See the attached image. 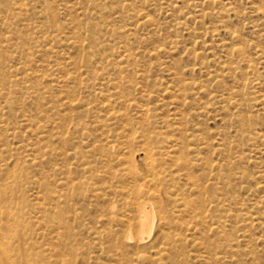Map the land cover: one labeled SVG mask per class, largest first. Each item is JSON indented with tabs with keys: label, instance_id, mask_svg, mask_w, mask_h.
<instances>
[{
	"label": "rangeland",
	"instance_id": "1",
	"mask_svg": "<svg viewBox=\"0 0 264 264\" xmlns=\"http://www.w3.org/2000/svg\"><path fill=\"white\" fill-rule=\"evenodd\" d=\"M77 1L0 0V16L7 18L0 22V46L2 47L0 58L5 56L7 63L4 68L0 66V81H2L7 93L6 97H0V185L12 186V188L7 187L9 191H15L9 196V199L15 204L20 203L21 206V210L18 212L21 224L18 228L22 237L16 244L20 249L26 251L27 254H31L34 257H43L44 264H132L131 260L136 257L135 254L145 252L146 248H137L130 244H124L130 231L129 223L126 222V225L123 226L114 221L112 203L122 199L123 196L118 194L119 190L123 189L126 191V187L130 188L137 184L131 178L132 175L127 170H124V168L128 167L126 160L127 162L134 161L135 163L133 162V164L136 168H138V165H140L139 168H142L146 158L141 146L142 143H132L131 132L128 130L125 131L126 136L123 137L124 129L137 130L132 136L141 134L142 130L144 133L149 132L152 134L154 132H163L168 139L165 145L169 147L174 143L173 140L178 137L176 128H180L187 134L195 131V134L200 136L198 141L205 143L202 146L210 144V150L202 154L204 160L196 161L193 152L195 147L194 140L189 138L187 142L190 152L189 157L192 163L195 164L190 171L193 175L192 179L184 176L183 172L179 171L178 174H181V178L177 177L174 181L162 182L160 185L161 189L164 185V187L167 186L169 191L177 195L174 196L177 200L184 201L183 203L189 202L190 204L188 205L191 208V211L179 214L181 221H176L172 228L166 229L167 233H172L171 235L181 233L187 237V240L176 244L172 248L169 256L186 257L189 264H205L196 261L193 257L195 255L212 257L216 252H222L225 253L223 262L216 263L215 260H212L210 264H232V261L233 264H253V262H255L254 264H264V229L256 228L253 231V240L250 243L249 239L243 237L244 230L241 227L244 223L242 219L245 218L246 212L249 211L248 216L252 213L255 214V210L252 208L253 204L260 201L264 202V175L263 177H257L259 173L264 174V141H261L257 136V134L264 135V104L258 102V107L249 106L244 108V111L243 109L242 111L241 109L237 111L233 109L232 111V107L229 108L227 105H224L223 109V104H210V97L214 92L209 84L206 83L207 77L204 70L200 69L199 65H193L194 55H190L189 51L202 52L204 56L207 55L208 59H211L212 52L220 54L216 47L217 36L201 38L207 42L209 41V43L202 44L200 43V38H198V32L192 34L185 30L177 33L173 28H168L172 13L168 9H162L157 5L151 6L164 0H98L103 5L102 10L88 9L85 16H78V11L67 10L66 5ZM171 1L177 7H181L187 0ZM221 1L223 3L232 2L238 8L240 14H243L242 17L241 15H231L228 19L230 28L238 31L242 38V43H239V45L245 48L252 55L251 57H255L253 55L258 50L264 51V11L253 12L254 8L258 6L264 8V0ZM144 2H146L145 5L143 4ZM128 3H131L132 8L135 10L126 9L125 5ZM23 4L27 6L28 11L20 15L18 7ZM112 7L118 10L123 8L124 12L112 15L110 13ZM47 9H49V13L52 16L40 12ZM147 13L157 23L162 25V29L156 34L152 32L153 27L136 28L134 25H130L136 21L140 22L138 20ZM94 15L100 17L96 22L99 23L103 30L101 32V40H104V36L111 35L112 42H110V45L112 49L95 52L90 56L91 63L87 68L71 64L67 65L64 70L52 71L55 68L49 70L40 66L45 64L46 61H52L53 64L57 62L60 64L68 63L69 60L66 59L68 57L74 58L81 63L80 61L86 52L65 47L64 45L68 42L64 41L66 36H68L70 41L75 40L73 32L76 30L77 24ZM103 19L105 22H111V25H104ZM206 19L205 21L208 23L211 21L209 18ZM214 21H218L217 16ZM188 24H190V21H188ZM57 26H60L62 31L65 32L61 42L58 43H56L54 38V29ZM129 29L130 31H128ZM107 30L111 31L105 34ZM145 35H150L152 40L144 42L141 38ZM218 36L224 38L222 32ZM79 38L82 41L85 40L84 35ZM170 39L179 40L175 51L167 48L166 52H161L158 55L152 54L149 56L145 54L137 57V60L132 62L131 68L129 67L124 72L108 65L109 61L114 60L115 62L118 60L117 51L124 49L121 46L142 47L149 52L154 46ZM41 43L43 46H41ZM49 43L60 46L57 48L58 54L51 52L48 48ZM210 47L211 49H209ZM10 56L17 57L19 59L18 62H25L26 73L39 70L43 74H52V77L59 81H53L52 83L46 81L45 84H43V80L29 81L26 78V73H22L19 74L17 82H11L14 77L11 76L12 68L10 66L16 65V62L10 61ZM262 66V64H259L258 69L254 73L244 67L241 72H237V80L252 78L254 75L261 74L264 83ZM191 68H194L192 72ZM102 72L107 73L113 84L116 83L117 79L124 78L126 80H135L144 85V93H150L154 96L144 102L152 109L151 114L156 115L152 124H148L144 117L140 118V113L133 110L128 111L129 124L124 121H117V119L109 120L108 114L102 111L108 102L103 99V96L95 94L96 89L87 93L82 90L83 85L78 86L65 82L69 76L82 75L84 78H93L99 77ZM175 72L179 74L180 80L186 83L203 84L207 88H203L195 96L192 95L193 92L196 93L195 90L179 91V85L184 83H179V79L174 78L172 73ZM141 74L144 77L146 76L145 80L140 77ZM27 85H33L40 89L42 86L45 88L35 94L33 90H26ZM231 85L234 84L228 81L227 86ZM48 90L51 93H44V91ZM132 92L137 93L139 91ZM261 93L264 94V84L261 88ZM253 96L256 95L253 94ZM66 97L71 99L76 97V99L72 100L74 106H87L79 109L59 106L62 103L60 99L68 101ZM86 107L97 108L96 113H101L102 117L97 119L91 114L87 115L84 111ZM58 109H60V113H58ZM114 110L123 112V109L118 107ZM64 112L68 113L69 116L64 117ZM124 112L126 113V110ZM233 114L234 117L231 120L230 116H233ZM239 114H243L248 118L236 123L233 120ZM38 121L44 123L56 122L60 126L57 128L56 126L46 127L41 130L36 124ZM105 125H108V127ZM147 125H150V127L147 128ZM1 127H3V130H1ZM109 128L114 130L108 132ZM105 131L107 133L102 135ZM114 134L118 135L113 138ZM249 135L254 139L249 140ZM103 136L104 138H102ZM106 138H109V140ZM219 138L225 139L223 141L225 146H217ZM106 140L109 143L116 144L117 147L109 150ZM126 141H129L130 144L125 143ZM118 142L120 143L119 145H117ZM149 145L153 146L154 143L149 142ZM138 147L141 149L139 148V150ZM118 148H121L120 151L124 148L125 153L122 151L121 154L127 158L124 157L125 159H122L121 155H117L120 154ZM51 150L54 151L52 152ZM115 150L118 152L114 154L113 151ZM129 150L132 152L130 153ZM108 151H110V154ZM42 153H45L44 156L36 158V164H33L31 158L34 159L36 156L42 155ZM130 154L131 156H129ZM163 157L161 156L159 157L161 159H158L161 162H165L166 166L177 169L174 163L170 161L169 155L165 154ZM88 159L92 163L90 167L92 173L91 171L89 173L82 170L84 167L82 162L84 163ZM210 159L213 161L211 165ZM142 160L144 163L141 162ZM123 161H125L126 165ZM97 165L99 166L98 168ZM215 165L216 167L214 168ZM111 166L114 167L112 168ZM102 167L105 169L104 171ZM79 168H81V173ZM101 172H103L102 176L100 175ZM91 176L95 179L93 178L94 180H92ZM65 179L69 180L66 181ZM181 180L184 182H181ZM138 184H140L139 181ZM198 185L201 188L200 194L198 193L199 189L196 187ZM218 185H221V187ZM97 192L101 196L95 199L94 194ZM249 193L251 196L248 195ZM225 194L228 196L225 197ZM183 197L184 200L182 199ZM208 199H215L216 203L223 201L225 203L224 208L231 209V214L235 215V217L224 218L226 221L225 227L215 230L214 226L210 225L209 216L211 212L208 211L210 205V200ZM260 207L263 209L264 203H260ZM194 209H196L197 214H195L196 211ZM128 212L127 208L119 207L118 213L120 214H118V217L127 219L125 215ZM198 214L200 215L194 216ZM225 215L226 213L218 210L213 212L212 222ZM250 217L254 218V215ZM202 219L207 222L201 223ZM195 221H198L199 224L195 223ZM6 222L7 219L2 220V224ZM187 226L194 229L188 231L186 230ZM116 227L119 230L118 228L115 229ZM228 238L229 241H227ZM74 244H76V247ZM261 250L262 252H260ZM122 252L126 259L118 258L122 257L119 255ZM164 264H169L168 260Z\"/></svg>",
	"mask_w": 264,
	"mask_h": 264
},
{
	"label": "bare ground",
	"instance_id": "2",
	"mask_svg": "<svg viewBox=\"0 0 264 264\" xmlns=\"http://www.w3.org/2000/svg\"><path fill=\"white\" fill-rule=\"evenodd\" d=\"M8 1H10V0H8ZM260 3H262V2H260ZM143 4L145 5L146 2H144ZM254 4H252V6H254ZM156 5L162 9L163 8L168 9L172 13L170 16L171 20L168 22V28L169 27L173 28L174 31H176L177 33H179V31L181 32V31H185V30L189 33H192V34H195L198 32L197 33V34H199L198 38H200V43H202V44L209 43V41L207 42L205 40H202V39H205L207 36L212 37V38L217 36L216 38L218 39V42L216 43V47H217V50L220 54H218L217 52H212L211 53V56H212L211 59H208L207 55L204 56L202 52L196 53L194 50L189 51L190 55H194V59H193L194 64L193 65L194 66L199 65L200 69L204 70L205 76L207 77L206 83L209 84L210 88L214 92L212 94V96L210 97V100H211L210 104H212V105L214 103L215 104H223V107H222L223 109H224V105H227L229 108L232 107V111H233V109H236V111L239 109H241V111H242V109H243V111H244V108H248L249 106L258 107V105H257L258 102H261L260 104H264V94L261 93V88H262L264 83H263L261 74L254 75L252 78H243V79L237 80V76H236L238 74L237 72H241L244 67L250 69L254 73L258 69V65L262 64L263 65L262 68L264 70V62H263L264 51L258 50V52L255 53L256 55L255 54L253 55L255 57H251L252 55H250L245 48H243L239 45V43L240 44L242 43V38H241L238 31L230 28L231 26H230V22L228 19L231 15L239 16L241 14H240L238 8L236 6H234L232 2L227 1L226 3H223L221 0H187L183 4V6L177 7V5H175L173 1L164 0L162 2H159L158 4H153L151 6H156ZM24 6H26V5L23 4L22 6L18 7V12L20 15L23 13L25 14L28 11L27 6L26 7H24ZM102 7H103V5L98 0H78L77 2H74L73 4L66 5L67 10L78 11L77 12V14H79L78 16H80V15L85 16L86 10H88V9L102 10ZM147 7H149V5H147ZM125 8L126 9L131 8L132 10H135L132 8L131 3L126 4ZM123 10H124L123 8H121V10H118L117 8L112 7L110 10V13L112 15H118V14H122L124 12ZM259 11H264V8L262 6H258L256 8H254V10H253V12H259ZM40 12L42 14H48V16H52L51 13H49V9L42 10ZM242 15H241V17H242ZM216 16H217L218 21L215 22L214 18ZM243 17H245V16H243ZM206 18H209V20H211V21L209 23L206 22L205 21ZM212 18H213V20H212ZM6 19L7 18L0 16V22L4 21ZM98 19H100V17L97 15H94V16H91V18L85 20L84 22H79L76 26V30H74V32H73V36H75L74 37L75 40L70 41L68 36H66V38H65L64 42H68L67 44L64 45L65 47H69V48H73L76 50L86 52V54L83 56V59L80 61L81 63H79L74 58L68 57V58H66L69 60L68 63L64 62L63 64H60L59 62H57V63L53 64L52 61H50V62L46 61L45 64H42L40 66L42 68H46V69L48 68L49 70H52L53 68H55L52 71L64 70L67 65H71V64L74 66L79 65L80 67H86L87 68V67H89V65L91 63L90 56H92L95 52L106 51V50L112 49V47L110 45V42H112L111 35L104 36V40H101V32L103 30L99 26V23L96 22V20H98ZM138 21H140V22L136 21L134 23H131L130 25H134L136 28L153 27L152 32L154 34H156L158 31H160L162 29V25L160 23H157L148 13L143 15ZM188 21H190V24H188ZM103 23H104V25L106 24L107 26L111 25V22H105L104 19H103ZM53 27H54V25H53ZM246 28H248V27H246ZM110 31L111 30H107L105 34H108V32H110ZM128 31H130V29ZM220 31L223 33L224 38L222 36H221L222 38L220 36H218V35H221ZM54 32H55L54 38H55L56 43L61 42L62 36L65 34V32L62 31L60 26H57V28L54 29ZM83 35L85 36L84 41L80 40V38H79L80 36H83ZM225 35H227V37H225ZM141 39L144 42H147V41L152 40V37L150 35H145ZM245 39H247V38H245ZM211 41H213V39H211ZM178 42H179L178 39H170L167 42H164V43H161L160 45L154 46L149 52L144 50L142 47L132 48V47L121 46L124 49L122 51H117L118 60L115 62H114V60L109 61L108 65L113 66L114 68H117L118 71L124 72L130 66H132V64H133L132 62L136 61L137 57L143 56L145 54H147L149 56H151L152 54L158 55L161 52H166L167 48H169L172 51H175L178 47ZM197 42H199V41H197ZM195 43H196V41H195ZM48 45H49L48 48L51 50V52H54L55 54L59 53L57 48H59L60 46L53 45L50 43ZM41 46H43L42 43H41ZM209 49H211V47ZM1 50H2V47L0 46V51ZM205 50H208V49H205ZM18 60L19 59L17 57L10 56V61L16 62V65L10 66V68H12L11 69V76L14 77V80L11 81L13 83L17 82L19 74L26 73V71H27L25 62H18ZM6 64L7 63H6L5 56H1L0 66L4 68V66ZM178 69H179V67H178ZM193 70H194V68H191V72ZM196 70H198V69H196ZM172 74H173L174 78H176L177 80L179 79V76H178L179 74L177 72L172 73ZM124 76H125V74H124ZM140 77L143 78L144 80L146 78V76L144 77V75H142V74L140 75ZM26 78L29 81L30 80H35V81H42L43 80L44 81L43 84H45L46 81L51 82V83L53 81H59L57 79H54L52 77V74H43V73H40L39 70L26 73ZM127 79H128V77H127ZM114 80H116V79H114ZM228 81H231L234 85L227 86ZM65 82L66 83L70 82V83L78 85V86L83 85V88L82 87L81 88L84 92H87V93L88 92L90 93L92 90L96 89L95 94L103 96V99H105L108 102V104L105 107H103L102 111L106 112L108 114L109 120H116L117 119V121H124L125 123L129 124L130 122L128 119V111H131V110L137 111V113H140L141 114V116L139 115L140 118L144 117V120L147 121L148 124H152V121H154L156 118L155 114H153V113L151 114L152 109L148 106L147 103H144L146 100H150L154 96H152L150 93H144V89H143L144 85H142L139 82H136L135 80L132 81L129 79L126 80L124 78H120V79H117L116 83L113 84L112 79L109 78L107 73L102 72V74L99 77L96 76L93 78H88V77L84 78L82 75H80V76H69L68 79L65 80ZM179 83H184V84L179 85V88H178L179 91H184V90H188V89L195 90L196 93L193 92L192 93L193 96H195L200 90H202L203 88L206 87V85H203V84H195L192 82L186 83L180 79H179ZM42 88H45V87L42 86ZM41 89L38 87H35L33 85H27L26 86V90H33V93H35V94H38V92H40ZM111 89L116 90V91H112ZM49 90L44 91V93H51V92H49ZM132 91H139V92L136 93V92H132ZM253 94L256 96H253ZM6 96H7V93L5 91V88L3 87L2 81H0V97H6ZM73 99H76V97ZM73 99H71L69 97H66V100H68V101H63L65 99H60V100H62V103L59 106H65V107L69 106V108L75 107L77 109H79L80 107L87 106V105H84V106L83 105H78V106L75 105L74 106V104L72 102ZM117 107L119 109H123V112H121L120 110H114ZM96 109L97 108H95V107H86V109L84 111L87 115L91 114L93 117L99 119L102 117V115H101V113H96ZM124 110H126L127 114L124 112ZM58 113H60V109H58ZM243 114L237 115L233 121L236 123L237 122L239 123V122L246 120L248 117H245ZM63 116L67 117V116H69V114L65 113ZM230 117L232 120V118L234 117V114H233V116H230ZM125 118L127 119V121ZM97 121L99 122V120H97ZM226 122H227V119H226ZM64 123H66V122H64ZM36 124H37V126H39L41 128V130L45 129L46 127L48 128V127H55L56 126V128H57L60 126L56 122L44 123L42 121H38V122H36ZM105 126L108 127V125H105ZM140 127H142V126L140 125ZM149 127H150V125H147V128H149ZM139 129H141V128H139ZM1 130H3V127H1ZM113 130L114 129L109 128L107 131L111 132ZM126 130L131 132L130 137L132 138V141H131L132 143H135V142L136 143H142L141 146L143 147V150L145 152V158H146V160H144L145 163L143 160L141 161L144 163L142 168H139L140 165H138V168H136L133 164L134 161L133 162L132 161L127 162V160H126L128 167L124 168V170H127L132 175L131 178H133L134 179L133 181H135L137 184L133 185L130 188L126 187V191H124L123 189L119 190L118 191L119 196H123L122 199L120 200L121 202L116 201V202L112 203V209L114 210V213H113V215H114L113 217L115 219L114 221H117L119 224H122L123 226L126 225L125 224L126 222L129 223L128 227H129L130 231L128 233V236L126 237L127 241L124 244H130V245H133L137 248H146L145 252L136 253L135 254L136 257L132 258L131 262H132V264H164V262L166 260H168L169 264H189V261L186 257H170L169 256V253L171 252L172 248L175 247L176 244L182 243L183 241L187 240L186 235L181 234V233L171 235L172 233L171 234L167 233L166 229L172 228L173 224L176 221H181V217L179 214L191 211L190 210L191 208L188 205L190 203L189 202L183 203L184 201L177 200V198L174 197L177 195H175L174 193L169 191L167 186L164 187L165 186L164 185L161 189L160 185L162 182L174 181L175 179H177V177L181 178V176H180L181 174H178L179 171H182L184 176L192 179L193 175L190 171L195 166V164L192 163V160L189 157L190 152L188 150V143H187L189 138L194 140L195 147L193 149V152L195 154V160L196 161L204 160V158L202 157V154L210 150V144H206V145L202 146V144H205V143H201L198 141L200 136H197V134H195V131H193L190 134H187V133H185V131L183 129H180V128H176L178 137L175 140H173L174 143H172L169 147L165 145V142H167L168 139H167V136L163 132H154L152 134L149 132L144 133L142 130L141 134H137L136 136H132V134L137 132V130L132 131L131 129L125 128L124 133H123L124 134L123 137L126 136V133H125ZM258 130H260V129H258ZM107 131L103 132L102 135H105L107 133ZM55 132H56V130H55ZM85 134H87V133H85ZM116 135H118V134H114L112 137L114 138ZM257 136L259 139H261V141H264V135L257 134ZM86 138H88V137L86 136ZM102 138H104V136ZM102 138H101V140H103ZM143 138H145V139L143 140ZM13 139H15V138L13 137ZM106 139L109 140V138H106ZM248 139L251 140L254 138H252L250 136ZM224 140L225 139L219 138V142L217 143V146L221 147L222 145H224V143H223ZM123 142H124V140H123ZM149 142H153L154 145L150 146ZM125 143L130 144L129 141H126ZM119 144L120 143L118 142L117 145H119ZM106 145H107L109 150L117 147L116 144L109 143V142ZM53 146H52V148H53ZM123 146H125V145H123ZM139 148L140 147H138V149ZM53 149H55V148H53ZM120 149L118 148L119 151H120ZM123 149H122V151H124V153H125V150H123ZM29 150H32V149H29ZM51 151L53 152L54 150H51ZM122 151H120V154H117V155H121V157H123L122 159L127 158V157L123 156V154H121ZM113 152L115 154L118 151L115 150ZM126 152H128V151H126ZM131 152L132 151H130V153ZM108 153L110 154V151H108ZM44 154L42 153V155L36 156L34 159L31 158V162L33 164H36V158L44 156ZM55 154H56V152H55ZM165 154L170 156V161H172L174 163V165L177 167V169H173L170 166H166L165 162H161L159 160V159H161L159 157H161V156L163 157V155H165ZM62 155H63V153H62ZM126 155H128V154H126ZM228 155H227V157H228ZM129 156H131V154ZM133 156H134V154H133ZM112 158H114V157L112 156ZM60 162H62V161H60ZM123 162L125 163V161H123ZM212 162H213L212 159H210V165L212 164ZM126 163H125V165H126ZM82 164L84 166L82 169V170H84V172L90 173V171H91V173H92V170H90L92 163L89 161V159L87 161H85L84 163L82 162ZM82 164H80V165H82ZM103 164H105V163L103 162ZM94 165H95V163H94ZM98 165H99V162H98ZM98 165H97V168L99 167ZM141 165H142V163H141ZM105 166H103V167L106 168L107 166L106 167ZM118 166H119V164H118ZM237 166H239V165H237ZM212 167H213V165H212ZM215 167H216V165L214 166V168ZM81 168H79V170ZM104 168H103V171L105 170ZM112 168H111V170H112ZM10 171H11V169H10ZM7 173H9V172H7ZM80 173H81V170H80ZM102 174H103V172H101L100 175L102 176ZM263 175H264L263 173H259V175L257 177H263ZM80 177H81V175H80ZM91 178H92V176H91ZM93 178H92V180L95 179V178L94 179ZM101 178H104V177H101ZM214 178H215V176H214ZM65 180L68 181L69 179H65ZM96 181H97V179H96ZM138 181L140 182V184H138ZM181 182H184V181L181 180ZM198 186H196V187L199 189L198 193L200 194L201 188H200V185H198ZM218 186L221 187V185H218ZM7 187L12 188V186H10V185H8V186L7 185H5V186L0 185V205H1V208H0V211H1L0 212V264H44L43 263V261H44L43 257H34L31 254H27L26 251L20 249V247L16 244L17 242L20 241V239L22 237L21 231L18 228L21 224L20 220H19V216H18V212H19V210H21V206H20V203L15 204L14 202H12L9 199V196H11L13 194V192H15V191L13 190L11 192L7 189ZM120 187H122V186H120ZM116 188H118V187H116ZM122 188H124V187H122ZM217 190H219V189H217ZM172 191H174V190H172ZM48 193H49V191H48ZM124 195H125V197H124ZM248 195H250V193ZM94 196L96 199V197L99 198V196H101V195H100V193L97 192L94 194ZM195 196H197V195H195ZM224 196L226 197L228 195L225 194ZM260 196H261V194H260ZM126 197H128V198H126ZM220 197H221V195H220ZM197 198H198V196H197ZM228 198H230V197H228ZM251 198H253V197H251ZM182 199L184 200V197ZM208 200H210V199H208ZM252 200H254V199H252ZM202 201H201V203H202ZM229 201H230V199H229ZM225 202H226V199H225ZM237 202H239V201H237ZM260 203H264V202L263 201L255 202L253 204V207H252L255 210L254 211L255 214L252 213L251 215H254V218L256 220L255 223H254V218L250 217L251 215H249V216L247 215L249 213V211L246 212L245 218L242 219V221L244 222L241 226L242 230H244L243 237L245 239H249L250 243L253 240L252 239L253 231H255L256 228L257 229L258 228L264 229V221H262V220H264V208L261 209ZM194 204H196V203H194ZM224 204L225 203H223V201L216 203L215 199L210 200V205H209L208 211L211 212V215L209 216L211 221L210 222L208 221V222L210 223V225L214 226L213 228L215 230H217L220 227H225L226 221L224 218L235 217V215L231 214V212H230L231 209L224 208ZM119 207L120 208L121 207L127 208V210L129 211L125 215L127 219H121L120 217H118V214H120V213H118ZM193 208H196V207H193ZM200 208H202V206H200ZM194 210L196 211V209H194ZM197 210H198V208H197ZM217 210L226 213V215L223 217H220V218L216 219V221L212 222L213 221L212 213L216 212ZM203 213H205V212H203ZM195 214H197V211ZM199 215L200 214L194 215V216L197 217ZM209 217H208V219H209ZM192 218H195V217H192ZM5 219H7V222L5 224H2V220H5ZM184 219H186V218H184ZM203 222H207V221L202 219L201 223H203ZM195 223L199 224L198 221H195ZM188 224H190V223H188ZM117 228L118 227H116L115 229H117ZM193 229L194 228L189 227V226L186 227V230H188V231H192ZM118 230H119V228H118ZM135 231H137V232L133 233ZM232 234H233V232H232ZM227 241H229V238L227 239ZM235 241L237 242V240H235ZM74 245L76 247V244H74ZM231 245H232V243H231ZM28 247H29V245H28ZM69 247H71V246H69ZM101 248H103V247H101ZM260 252H262V250ZM37 254H39V253H37ZM221 254H223V255H221ZM224 254L225 253H222V252H218V253L216 252L215 254H213L212 257H206L203 255H195V256L193 255L194 256L193 258L196 261L201 262V263H205V264H210V262L212 260L213 261L215 260V262L218 263V262H223V260L225 258ZM119 255L122 257H118V258H125L126 259V257H124L125 255L123 252L120 253ZM152 256H154V257H152ZM229 256H231V255H229ZM236 256H238V255H236ZM62 263H64V261H62ZM254 263L255 262H253V264ZM232 264H233V261H232Z\"/></svg>",
	"mask_w": 264,
	"mask_h": 264
}]
</instances>
